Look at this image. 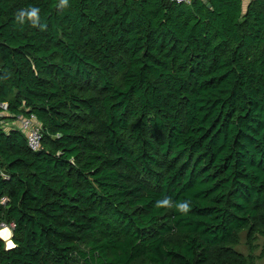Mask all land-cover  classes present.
Returning a JSON list of instances; mask_svg holds the SVG:
<instances>
[{
    "label": "trees",
    "instance_id": "1",
    "mask_svg": "<svg viewBox=\"0 0 264 264\" xmlns=\"http://www.w3.org/2000/svg\"><path fill=\"white\" fill-rule=\"evenodd\" d=\"M208 4L0 0V264H248L264 0Z\"/></svg>",
    "mask_w": 264,
    "mask_h": 264
},
{
    "label": "rangeland",
    "instance_id": "2",
    "mask_svg": "<svg viewBox=\"0 0 264 264\" xmlns=\"http://www.w3.org/2000/svg\"><path fill=\"white\" fill-rule=\"evenodd\" d=\"M14 124L16 125V123ZM3 228H8L11 231L9 226L3 225L1 229ZM238 238V243L233 245L232 249L241 254L247 260L248 264H264V229L251 227L250 229L240 232ZM4 242L8 245L5 240Z\"/></svg>",
    "mask_w": 264,
    "mask_h": 264
},
{
    "label": "built area",
    "instance_id": "3",
    "mask_svg": "<svg viewBox=\"0 0 264 264\" xmlns=\"http://www.w3.org/2000/svg\"><path fill=\"white\" fill-rule=\"evenodd\" d=\"M177 3L190 5L193 0H172ZM205 4H208L210 0H201ZM16 127L20 129L26 136L28 146L31 148V150L35 151L40 148V129L38 126L35 125V117L31 116L28 119L19 118L16 122ZM6 199H2L1 203L4 204Z\"/></svg>",
    "mask_w": 264,
    "mask_h": 264
},
{
    "label": "bare ground",
    "instance_id": "4",
    "mask_svg": "<svg viewBox=\"0 0 264 264\" xmlns=\"http://www.w3.org/2000/svg\"><path fill=\"white\" fill-rule=\"evenodd\" d=\"M10 236H11V231L8 228H3L0 230V238L4 239L7 244L8 247H12V243H10Z\"/></svg>",
    "mask_w": 264,
    "mask_h": 264
},
{
    "label": "crops",
    "instance_id": "5",
    "mask_svg": "<svg viewBox=\"0 0 264 264\" xmlns=\"http://www.w3.org/2000/svg\"><path fill=\"white\" fill-rule=\"evenodd\" d=\"M251 0H243V8L246 9Z\"/></svg>",
    "mask_w": 264,
    "mask_h": 264
},
{
    "label": "water",
    "instance_id": "6",
    "mask_svg": "<svg viewBox=\"0 0 264 264\" xmlns=\"http://www.w3.org/2000/svg\"><path fill=\"white\" fill-rule=\"evenodd\" d=\"M207 7H210V5L208 4L207 5ZM4 241V240H3ZM10 243H12L11 241H10ZM13 245V244H12ZM7 246V248H11V247H8V245H6Z\"/></svg>",
    "mask_w": 264,
    "mask_h": 264
},
{
    "label": "clouds",
    "instance_id": "7",
    "mask_svg": "<svg viewBox=\"0 0 264 264\" xmlns=\"http://www.w3.org/2000/svg\"><path fill=\"white\" fill-rule=\"evenodd\" d=\"M34 14V13H33Z\"/></svg>",
    "mask_w": 264,
    "mask_h": 264
}]
</instances>
